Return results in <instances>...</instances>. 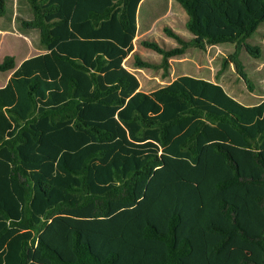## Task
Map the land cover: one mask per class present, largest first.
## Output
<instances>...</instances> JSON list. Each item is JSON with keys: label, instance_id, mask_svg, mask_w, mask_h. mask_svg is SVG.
<instances>
[{"label": "trees", "instance_id": "16d2710c", "mask_svg": "<svg viewBox=\"0 0 264 264\" xmlns=\"http://www.w3.org/2000/svg\"><path fill=\"white\" fill-rule=\"evenodd\" d=\"M18 1L28 6L19 31L36 32L43 53L18 66L10 56L0 62V73L10 72L0 87V264H30L32 250L47 264H118L117 251L100 242L116 238L119 228L104 224L124 217L122 225L156 172L176 167L202 185L198 224L215 236L208 252L224 251L236 233L259 244L264 264V99L243 105L218 83L187 75L141 91L124 61L143 0ZM174 1L196 47L244 42L264 24V0ZM141 44L164 60L181 52ZM134 63L143 65L136 57ZM239 188L242 195L258 189L252 204L263 223L255 235L238 224L237 207L217 197ZM159 207L157 199L151 210ZM163 209L154 219L165 216L160 226L145 221L139 230L143 245L162 247L148 264H184L193 247L178 238L183 219Z\"/></svg>", "mask_w": 264, "mask_h": 264}, {"label": "rangeland", "instance_id": "374dc122", "mask_svg": "<svg viewBox=\"0 0 264 264\" xmlns=\"http://www.w3.org/2000/svg\"><path fill=\"white\" fill-rule=\"evenodd\" d=\"M27 12L28 6L25 3L6 0V14L0 16V62L10 56L18 66L23 60L43 53L36 47V32L25 35L19 31L18 19L26 18ZM186 21L185 11L174 0H144L140 5L138 34L133 43L135 53L125 62V68L138 79L140 90L149 92L163 87L178 76L187 75L218 83L229 96L243 105H254L264 99V24L244 42L216 45L204 43L201 47H196L190 44L193 36L186 29ZM165 27L177 33L182 43L167 36ZM142 40L156 42L159 48L166 51L179 49L181 52L164 60L162 54L143 46ZM243 43L258 48V52L249 53L243 48ZM134 55L143 63L142 66L134 63ZM9 74L10 72L0 73V87L5 85ZM206 159H203L202 165L204 174L208 169ZM163 170L156 172L144 199L139 198L131 210L132 214L122 225L119 222L124 217L104 224L108 228H119L116 238L109 242L104 240L103 245L100 242L101 247L107 246V251H117L118 264H148L162 254V247L158 244L143 245L139 230L145 221H155L160 226L165 216L154 219L168 206L183 219L178 238L187 237L193 247L192 254L184 264H238L240 259L260 264L259 244L243 242L236 233L231 234L224 251L218 255L209 253L206 244L214 241L215 236L204 235L197 220L198 213L203 210L201 183L184 180L179 167ZM257 190L247 188V194L242 195V189L239 188L217 195L237 207L238 224L254 235L260 230L259 223H263L262 216H256V209L252 204V191ZM157 199L160 207L152 211L157 205ZM121 211L125 210L117 211V214L120 215ZM45 236L47 240L49 237ZM30 258V264H47L46 261L39 260L34 250L30 252Z\"/></svg>", "mask_w": 264, "mask_h": 264}, {"label": "crops", "instance_id": "0c3cea01", "mask_svg": "<svg viewBox=\"0 0 264 264\" xmlns=\"http://www.w3.org/2000/svg\"><path fill=\"white\" fill-rule=\"evenodd\" d=\"M144 2V0L143 1H141L140 2V4H139V7H138V11H137V15H136V23H137V34H138V14H139V8H140V5L142 4ZM133 43H134V40H133ZM134 45V44H133ZM132 53H135L134 51L133 52H131V54L127 57V59L124 61V67H125V62H127V60L129 59V57L131 56V55H133ZM174 80V79H173ZM172 81V80H171ZM170 81V82H171ZM169 83V82H168ZM167 83V84H168ZM167 84H165V85H167ZM140 85V84H139ZM164 85V86H165ZM140 89H141V87H139ZM153 91V90H152ZM149 92H151V91H149ZM263 100V99H262Z\"/></svg>", "mask_w": 264, "mask_h": 264}, {"label": "bare ground", "instance_id": "6f19581e", "mask_svg": "<svg viewBox=\"0 0 264 264\" xmlns=\"http://www.w3.org/2000/svg\"><path fill=\"white\" fill-rule=\"evenodd\" d=\"M135 40V39H134Z\"/></svg>", "mask_w": 264, "mask_h": 264}]
</instances>
